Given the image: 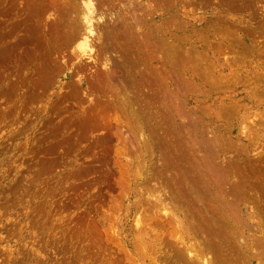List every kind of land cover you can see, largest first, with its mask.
Returning a JSON list of instances; mask_svg holds the SVG:
<instances>
[{"label":"rangeland","instance_id":"374dc122","mask_svg":"<svg viewBox=\"0 0 264 264\" xmlns=\"http://www.w3.org/2000/svg\"><path fill=\"white\" fill-rule=\"evenodd\" d=\"M81 1L0 0V264H264V0Z\"/></svg>","mask_w":264,"mask_h":264},{"label":"bare ground","instance_id":"6f19581e","mask_svg":"<svg viewBox=\"0 0 264 264\" xmlns=\"http://www.w3.org/2000/svg\"><path fill=\"white\" fill-rule=\"evenodd\" d=\"M80 2V1H79ZM82 2V1H81ZM148 2V1H147ZM71 4V3H70ZM73 4V3H72ZM96 1L95 0H84L81 5H78V8L75 10L77 18L76 20L79 21L80 23V28H79V32H77V34L74 36V39L72 40V42H76L77 43V50H78V56H85L87 55L89 52H91L90 50V40L92 37L96 36L97 34H100L99 32H104V36L106 37L105 34H110L112 31L106 29L108 26V23L106 24V21L101 20V16L99 18V10L96 7ZM69 5V4H68ZM72 6V5H71ZM74 6V5H73ZM70 7V6H69ZM69 10L72 8H68ZM68 14V13H67ZM66 17V16H65ZM68 17V16H67ZM106 19V18H105ZM104 19V20H105ZM70 22V21H69ZM112 21H110L111 24ZM73 25V24H72ZM118 28V27H117ZM115 33V32H112ZM103 34L102 37H103ZM100 35V36H101ZM115 36V35H114ZM109 36H107L108 38ZM101 38V37H100ZM111 39V38H110ZM109 39V40H110ZM185 39V38H184ZM104 40V39H103ZM167 40V39H166ZM73 43V44H74ZM185 47V46H184ZM76 50V51H77ZM77 53V52H76ZM77 55V54H76ZM146 62V61H145ZM218 141V140H217ZM209 168V167H208ZM211 170V168H209ZM215 170V169H213ZM212 170V171H213ZM216 172V171H215ZM214 172V173H215ZM219 172V170H218ZM218 177V176H217ZM211 178V176H210ZM208 180L210 181V179L208 178ZM212 180V179H211ZM211 182V181H210ZM160 213V212H159ZM232 216V215H231ZM180 242V241H179ZM178 242V243H179ZM193 255V254H192ZM191 255V251L189 250L188 247H184V249L180 250V254H179V258L181 259L182 263L181 264H187V262L185 261V256H187L188 258H192L193 260H198L197 262L200 264H207L206 259L204 260L203 257H199L198 256H192ZM177 258V255H176ZM195 260V262H196ZM178 263V262H177Z\"/></svg>","mask_w":264,"mask_h":264}]
</instances>
